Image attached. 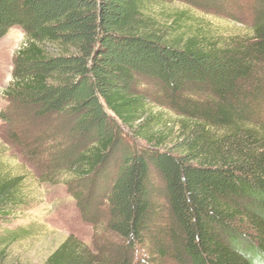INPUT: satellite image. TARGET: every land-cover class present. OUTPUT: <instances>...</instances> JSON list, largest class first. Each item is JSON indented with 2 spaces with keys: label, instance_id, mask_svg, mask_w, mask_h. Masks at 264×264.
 <instances>
[{
  "label": "trees",
  "instance_id": "obj_1",
  "mask_svg": "<svg viewBox=\"0 0 264 264\" xmlns=\"http://www.w3.org/2000/svg\"><path fill=\"white\" fill-rule=\"evenodd\" d=\"M170 2L0 0V41L26 35L7 140L48 179L69 175L82 219L102 229L46 264H264V0H183L245 18L251 36L227 43L191 33L188 12L161 15ZM26 201L0 171V229Z\"/></svg>",
  "mask_w": 264,
  "mask_h": 264
},
{
  "label": "rangeland",
  "instance_id": "obj_2",
  "mask_svg": "<svg viewBox=\"0 0 264 264\" xmlns=\"http://www.w3.org/2000/svg\"><path fill=\"white\" fill-rule=\"evenodd\" d=\"M164 14L188 12L196 24L191 33L208 31L207 35L222 43L251 36L248 21L204 13L184 5L183 0H168ZM157 9L155 12H161ZM169 18V17H167ZM26 35L20 28H13L0 41V113L8 102L5 90L12 82L13 62L25 45ZM161 118L163 134L180 133V118L166 108L153 109ZM159 128V129H160ZM0 171L9 177H20L26 204L17 212L9 226L0 229V264H46L49 256L71 235L92 246L101 227L94 228L82 219L75 199L66 186L70 178L60 174L48 179L41 167L27 153L7 140V126L0 121ZM13 234L10 241L5 237ZM11 236V235H10ZM8 243L1 244L3 240Z\"/></svg>",
  "mask_w": 264,
  "mask_h": 264
}]
</instances>
